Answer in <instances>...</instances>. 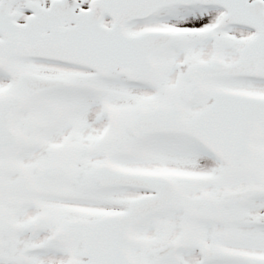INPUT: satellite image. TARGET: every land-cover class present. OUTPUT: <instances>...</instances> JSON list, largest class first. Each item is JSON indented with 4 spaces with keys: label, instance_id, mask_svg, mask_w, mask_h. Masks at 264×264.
Instances as JSON below:
<instances>
[{
    "label": "snow or ice",
    "instance_id": "obj_1",
    "mask_svg": "<svg viewBox=\"0 0 264 264\" xmlns=\"http://www.w3.org/2000/svg\"><path fill=\"white\" fill-rule=\"evenodd\" d=\"M0 264H264V0H0Z\"/></svg>",
    "mask_w": 264,
    "mask_h": 264
}]
</instances>
